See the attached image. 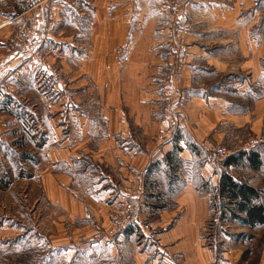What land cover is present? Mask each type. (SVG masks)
Returning <instances> with one entry per match:
<instances>
[{
  "label": "crops",
  "instance_id": "0c3cea01",
  "mask_svg": "<svg viewBox=\"0 0 264 264\" xmlns=\"http://www.w3.org/2000/svg\"><path fill=\"white\" fill-rule=\"evenodd\" d=\"M49 7L64 23L47 65L19 77L29 51L14 37ZM188 13L176 82L168 0H0V264H211L202 234L220 175L196 140L237 155L256 139L264 163V0H190ZM170 117L180 130L159 143ZM237 169L264 190V166L225 171L242 180ZM132 182L147 192L135 222L95 243ZM157 193L171 194L159 210Z\"/></svg>",
  "mask_w": 264,
  "mask_h": 264
},
{
  "label": "built area",
  "instance_id": "2783aa9c",
  "mask_svg": "<svg viewBox=\"0 0 264 264\" xmlns=\"http://www.w3.org/2000/svg\"><path fill=\"white\" fill-rule=\"evenodd\" d=\"M190 0H168V13L170 19L171 58L174 61V81L178 82L182 76L186 59L180 58V54L187 47L186 33L191 28V19L188 13ZM63 19L58 17V11L54 7H49L45 17H34L25 21L14 38L13 50L15 52L29 51V54L22 60L16 70L19 77L38 76L47 65L46 56L43 51L44 46L52 39V36L63 24ZM114 53L119 57L128 54L127 48H117ZM58 73V70L55 71ZM62 88H68V84L61 82ZM181 123L170 117L165 128L157 136V142L164 143L173 140L180 130ZM202 151L206 154L208 165L216 170L228 157L236 154L226 146L211 145L205 142L199 143ZM256 139L247 142L243 149L252 150L258 146ZM127 206L116 212L114 219L107 230L98 231L93 235L92 240L99 244H110L121 235L136 219L137 206L133 200L140 203L146 201L147 192L138 182H132L126 190Z\"/></svg>",
  "mask_w": 264,
  "mask_h": 264
},
{
  "label": "trees",
  "instance_id": "16d2710c",
  "mask_svg": "<svg viewBox=\"0 0 264 264\" xmlns=\"http://www.w3.org/2000/svg\"><path fill=\"white\" fill-rule=\"evenodd\" d=\"M254 149L228 157L216 169L220 175V183L214 192L211 216H217V212L222 221L227 220L251 229H258L264 227V190H257L225 171L231 166L260 171L264 163L260 151ZM220 200L226 203L218 206ZM162 207L156 206L158 210Z\"/></svg>",
  "mask_w": 264,
  "mask_h": 264
},
{
  "label": "rangeland",
  "instance_id": "374dc122",
  "mask_svg": "<svg viewBox=\"0 0 264 264\" xmlns=\"http://www.w3.org/2000/svg\"><path fill=\"white\" fill-rule=\"evenodd\" d=\"M15 38V37H14ZM242 181L249 182L248 174L245 169H237ZM163 188V186H159ZM171 194L157 193L156 202L158 206H163ZM214 193H211L213 200ZM226 201L220 200V204ZM216 215L210 216L202 234V244L213 253L211 264H262L261 252L264 247V230L259 229L255 232H244L241 227L231 224L230 221H222L216 212ZM218 219V220H217ZM250 234V235H249ZM158 243V242H157ZM159 247L158 244H156ZM155 246V245H154ZM234 250V251H233ZM233 251V252H232ZM104 254V251L101 252ZM165 251L158 250L153 255L162 259L165 258ZM163 261V260H162ZM185 260L176 264H184ZM97 264H115L109 258H101Z\"/></svg>",
  "mask_w": 264,
  "mask_h": 264
}]
</instances>
